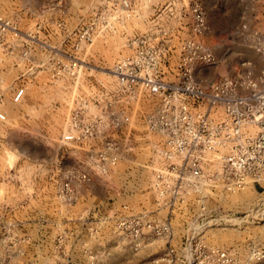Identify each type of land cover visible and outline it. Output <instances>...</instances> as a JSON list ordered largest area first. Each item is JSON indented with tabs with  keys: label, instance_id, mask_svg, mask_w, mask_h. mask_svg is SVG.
Returning <instances> with one entry per match:
<instances>
[{
	"label": "rangeland",
	"instance_id": "rangeland-1",
	"mask_svg": "<svg viewBox=\"0 0 264 264\" xmlns=\"http://www.w3.org/2000/svg\"><path fill=\"white\" fill-rule=\"evenodd\" d=\"M202 1L208 30L198 40L213 52L218 64L198 66L196 77L208 81L234 78L246 70L245 63H250L251 69L257 72L262 63L248 39L254 31L250 27L252 4L206 0L204 5L205 0ZM21 5L17 3L16 9ZM70 6H73L72 0H63V11ZM187 19L186 15L180 20L185 35L189 34ZM54 21L48 20V23ZM58 22L62 23L63 30L71 27L81 30L90 24L88 19L71 17ZM23 24V18L16 13V46L24 45L27 40L21 32ZM123 43L118 33H100L81 57L94 70L93 76L105 80V87L112 86L113 79L109 73L101 75L100 70L109 72L125 54ZM171 57L169 63L173 64L177 51ZM23 65L18 60L16 76L25 71ZM20 80L0 83V109L6 114V122L0 123V264H264V193L259 186L253 185L232 195L222 193L216 186L204 187L200 200L207 210L204 221L209 225L188 226L192 216L200 212V204L195 202L197 195L190 197L184 210L178 205L157 207L151 187V175L157 163L149 159L147 143L139 131L140 122L138 127L135 123L131 130L134 137L130 135L128 140L124 131L114 134L126 157L101 175L85 157L81 162L73 160L70 152L75 148L61 147L57 151L54 142L68 114L65 104L58 106L55 115L43 106H34L32 113L26 115L24 112L30 103L39 104L35 100L41 97L32 90L28 100L23 101V95L15 102L11 94L20 88L25 94L30 86ZM82 80L80 92L92 85L96 92L105 88L97 87L87 77ZM115 105L128 112L135 107L126 100ZM149 108L141 110L144 113ZM26 116L31 119L27 124ZM136 118L141 121V116ZM24 124L33 136L32 141L16 136L8 143L11 129L23 128ZM62 153L63 159H60ZM77 172L85 173L88 180L78 179ZM66 184L71 190L70 201L62 195ZM230 214L244 221L236 225L213 222ZM246 215H250L247 221ZM122 218L170 222V236L156 238L141 225V241L137 244L117 228ZM8 223L12 226L7 227ZM217 248L228 254L227 262L217 260ZM169 249L173 254H168Z\"/></svg>",
	"mask_w": 264,
	"mask_h": 264
},
{
	"label": "built area",
	"instance_id": "built-area-1",
	"mask_svg": "<svg viewBox=\"0 0 264 264\" xmlns=\"http://www.w3.org/2000/svg\"><path fill=\"white\" fill-rule=\"evenodd\" d=\"M180 1L187 10L189 34L179 44L173 64L169 63L173 50L167 32L158 31L124 40L125 54L109 72L100 70L101 75L109 73L112 86L105 87L102 77L93 76L94 70L82 59L84 50L100 33L113 32L115 25H123L132 16L128 0H107L93 9L90 24L85 28L59 30L65 34L64 46L42 45L45 54L32 69L45 73L51 84L62 82L68 86L71 106L62 127L60 145L83 148L86 161L94 164L101 175L126 157L114 134L124 131L128 140L135 123L138 127L140 122L139 131L147 143L149 159L157 163L151 175L157 207L178 205L184 210L190 197L197 195L195 202L200 204V212L188 223L197 227L209 225L204 221L207 210L200 200L204 187L216 186L222 193L232 195L257 185L264 193V30L251 29L254 31L248 37L262 63L257 72L251 69L250 63H245L246 70L237 77L200 80L195 74L198 66L218 64L213 52L198 40L208 30L203 1ZM175 3L176 0L168 2L156 17L163 19L166 15L167 19L182 20L175 13ZM56 4L61 7L63 0H56ZM159 22L155 30H171L167 27L169 22L161 21V27ZM58 26L63 29L62 23ZM242 29L247 30L245 26ZM8 32L14 37L12 24L0 17V46ZM28 37L33 42L36 40L35 35ZM22 58L23 61L27 58L26 51ZM169 65L175 74L172 81L165 78L164 68ZM84 77L97 87H105L104 90L96 92L92 85L80 92ZM23 95L24 89L20 88L13 100L19 102ZM114 98L118 101H113ZM124 100L135 105L133 111L116 107L115 103ZM147 106L150 108L143 113L141 108ZM140 116L141 121L136 118ZM4 122L6 114L0 109V123ZM75 176L88 180L83 172ZM62 192L70 201L71 190L67 184ZM250 215L245 216V221ZM241 221L244 220L233 214L213 220L215 224L229 225ZM141 225L156 238L170 236V222L122 218L116 226L139 244ZM215 253L219 262H227L228 254L224 250L217 248ZM168 254H173V250L169 249Z\"/></svg>",
	"mask_w": 264,
	"mask_h": 264
},
{
	"label": "crops",
	"instance_id": "crops-1",
	"mask_svg": "<svg viewBox=\"0 0 264 264\" xmlns=\"http://www.w3.org/2000/svg\"><path fill=\"white\" fill-rule=\"evenodd\" d=\"M105 1L107 0H72L73 6H70L68 9H66V11H63L62 6L60 7L56 4V0H0L1 18L9 21L13 27L16 13L24 20L21 32L27 37L25 44L16 46L15 38L11 32H8L6 40L2 43V46H0V83L15 82L16 78H20L21 82L30 84V86L25 90V94L22 99L23 101L28 100L29 96L31 95L30 91L32 90L40 95L41 98L35 100L36 103L39 104L33 105L32 101L30 103L31 105L28 106L29 109L24 112L26 115L32 113L31 108H35L36 106L46 107V111L54 112L55 115L57 112L56 109L59 108L58 106L63 104H65V107L69 113L71 106V91L69 90L66 83L61 82L51 84L45 73L39 72L37 69L32 68L36 66V64L45 54L46 50H43L42 45L56 48L64 46L65 34L59 31L63 29L59 28L58 25L61 22H58V19L61 20L64 17H71L73 20L88 19L91 21L93 9L97 6H100ZM171 1L173 0H128L130 3L132 16L123 25H115L111 34L118 33L120 39L122 38L125 40L128 36L165 31L167 32L166 37L169 40V45L171 46L173 52L177 51L179 44L188 36L185 35L182 30H180V21L177 19H167L166 15H164L163 19L162 17H156L157 13L161 11L168 2ZM235 1H237V5H240L244 1L251 3V18L253 20L250 22V27H253L257 30H264V0ZM17 3L22 4L18 9H16ZM206 4L207 3L205 0L204 5ZM174 9L175 13L178 15V19H180V16H182L181 19L184 20L187 14L185 4L180 0H176ZM52 19H55V21L49 24L48 20ZM158 20L160 21L158 23L159 27L162 26L161 21L166 20L169 22L167 27H169L171 30H155V25ZM72 28L73 27H71L70 30L74 29ZM61 34L63 35L61 36ZM33 35L36 36V40L34 42L29 40L28 37ZM52 40H56L54 41L55 43L52 44ZM119 49H121V47ZM24 51L27 52V58L23 61V58H20V55ZM18 60L24 62L23 67L25 68V71L22 74H18L16 76V64H18ZM200 66L208 67L205 65ZM164 70L167 73L165 78L172 81L175 74L173 72V68H171V65L165 67ZM14 94L15 93H12L11 96L14 97ZM48 96H53V98L49 99ZM46 111H44V113ZM26 118L27 119L25 122L27 124V121H31V119L29 116H26ZM26 124L23 125V128L11 129L7 142L10 143V139L16 136H21L25 140L28 139L29 141H32L31 139H33V136H31V133L27 130ZM20 131H22L21 134ZM61 131L57 136V141L54 142V145L57 146V151L62 147L59 140ZM50 146L51 144H46V147ZM83 151L84 149L81 147L71 151L70 154L73 160L76 162H81V158L85 157V153ZM24 155V158L30 160L28 155ZM60 159H63V153L60 155Z\"/></svg>",
	"mask_w": 264,
	"mask_h": 264
}]
</instances>
